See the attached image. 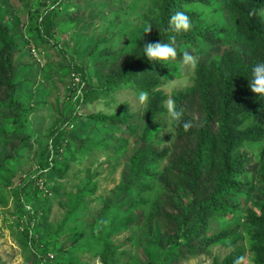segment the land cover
<instances>
[{
	"label": "rangeland",
	"instance_id": "rangeland-1",
	"mask_svg": "<svg viewBox=\"0 0 264 264\" xmlns=\"http://www.w3.org/2000/svg\"><path fill=\"white\" fill-rule=\"evenodd\" d=\"M151 2L0 0V22L17 45L12 57L13 87L10 92L0 90V104L9 100L15 106L0 108L1 151L9 156L0 168V264H103L105 238L115 249L113 264H165L167 231L175 229V221L166 213L178 214L174 206L178 204L186 210L194 202L198 184L186 167L167 172L164 181L155 175L168 167L177 143L184 149H193L196 143L186 145L191 141L183 142L167 115L160 116L150 144L164 157L154 162L149 175L139 178L131 158L143 144L146 125L140 91L123 85L103 96L88 94L87 99L83 89L102 84L101 71L130 59ZM215 3L201 8L204 20L196 25L221 27L223 42L190 52L196 59L205 53L206 61L218 63L230 48L248 57L253 47L236 31L227 0ZM4 48L0 38V54ZM74 72L85 82L83 88ZM196 83L195 67L181 62L180 75L165 79L161 88L168 100H173L174 90L192 89L185 117L189 124L201 127L205 113L193 93ZM119 111L131 116L124 125L91 118ZM20 114L19 133L30 136L24 144L14 125ZM210 122L215 133L218 125L214 119ZM83 139L89 141L88 148L79 152L76 143ZM262 147L261 142L246 140L240 149L245 169L234 180L243 185L229 200L236 207L227 216L211 215L206 233L219 237L195 252H180L169 264H224L237 250L241 251L237 264H257L255 247L264 248V239L256 237L258 232L264 234V227L253 223L254 216L264 219ZM222 150L209 172L202 171L204 194L214 188L220 174ZM55 158L70 160L63 177L53 167Z\"/></svg>",
	"mask_w": 264,
	"mask_h": 264
},
{
	"label": "trees",
	"instance_id": "trees-1",
	"mask_svg": "<svg viewBox=\"0 0 264 264\" xmlns=\"http://www.w3.org/2000/svg\"><path fill=\"white\" fill-rule=\"evenodd\" d=\"M227 5L233 16L236 31L248 39L253 51L246 57L237 48L226 49L223 52L222 63H218L217 60L206 61L205 53L197 57L195 65L197 86L193 93L199 97L202 107L204 106L205 118L201 127L190 124L187 130L183 128V123L187 122L185 103L191 98L192 89L189 91L174 90L170 96L177 109L183 112L181 123L174 124L178 136L182 138L183 142L184 139L191 141L185 142L186 145L191 143H196V145L193 149H184L180 142L177 143L176 150L171 154L172 159L168 167L155 176L164 181L167 172L176 169L180 171L186 167L193 172V179L198 187H195L194 202L188 205L186 210L178 204L174 205L176 208L178 207V214L166 213L167 218L175 221V229L171 233L167 231L169 245L164 254L165 264H169L180 252H195L208 246L219 237L206 235L209 221L211 215L227 216L236 207V204L230 203L229 200L234 193L241 191L243 185L242 182L235 181L234 178L245 169L246 158L241 154L240 149L246 140L263 144L260 151L259 172L264 181V100H258L256 94L248 87L252 67L257 62L264 61V0H227ZM212 6H217L215 0H152L144 17L143 33L139 40L136 39V44L131 49L130 59H124L117 64L115 69L110 68L105 71L107 72L106 76L105 72L101 71L100 78L105 79L102 84L90 89L88 86L83 88L85 89L84 97L87 99L88 94L92 97L103 96L106 93L116 92L123 85L140 92L147 91L150 94V102L144 113L146 125L141 136L143 144L131 158L132 168L139 178L149 175L154 162L164 157L162 152H158L150 144V139L154 134L153 130L158 127L156 121L160 116L166 115L165 105L169 96L161 88L163 81L174 75H180L183 52L187 51L192 55L190 52L192 50H199L210 45L215 46L223 42L221 27L214 24H205V27L196 25L204 20L201 8ZM178 11L185 12L190 18L192 27L187 32L176 33L168 29L170 17ZM148 28H151L150 31L145 33ZM173 37L178 55L171 65L160 66L150 63L142 56L144 43L169 42ZM0 38L5 46L0 54V90L10 92L14 83L12 57L17 45L8 28L2 22H0ZM222 65L225 67L223 68ZM70 89L75 93L77 87L72 84ZM8 101H1L0 108L3 104L7 107L14 106ZM21 115H17L14 121V125L18 129L17 134L21 131L19 124ZM130 117L125 111L110 115L98 113L91 116L95 122L109 125H124ZM212 119L218 125L215 133H212L210 129ZM18 135L23 144L29 142L30 136L27 134L19 133ZM87 142H89L87 139L77 142V151L86 150ZM219 148L223 149L221 170L218 172L220 174L217 175L214 188L212 190L210 188L209 192L204 194V190L201 189L204 182H200L203 176L202 171L209 172L212 162L216 161V153ZM211 153H214L213 158ZM8 157L2 155L0 144V168L5 165ZM69 161L54 159L53 167L61 177L69 171ZM206 176L207 179L211 177L209 174ZM253 223L260 228L264 227L262 217L254 216ZM227 234L228 232H225V235ZM256 237L264 239V234L258 232ZM104 246L101 254L102 263H115V249L108 238L104 239ZM255 249L258 252L257 264H264L263 246H256ZM240 255L241 251L237 250L225 260L224 264H237Z\"/></svg>",
	"mask_w": 264,
	"mask_h": 264
},
{
	"label": "clouds",
	"instance_id": "clouds-1",
	"mask_svg": "<svg viewBox=\"0 0 264 264\" xmlns=\"http://www.w3.org/2000/svg\"><path fill=\"white\" fill-rule=\"evenodd\" d=\"M192 25L189 16L183 12L178 11L173 14L168 22V29L172 32L181 33L187 32ZM151 28H148L147 32ZM175 38L173 37L169 42H146L144 43L143 57L150 63H155L160 66L171 65L177 58V48L175 46ZM182 63L184 66L195 67L197 60L189 52L182 53ZM248 80V79H247ZM248 87L256 94L258 100H264V61L257 62L251 69V78L248 80ZM138 101L142 107H146L150 102V94L147 91H141L138 94ZM167 119L174 124H179L182 121L183 112L178 110L173 100H168L166 105ZM190 127L188 122L183 123V128L187 130Z\"/></svg>",
	"mask_w": 264,
	"mask_h": 264
},
{
	"label": "built area",
	"instance_id": "built-area-1",
	"mask_svg": "<svg viewBox=\"0 0 264 264\" xmlns=\"http://www.w3.org/2000/svg\"><path fill=\"white\" fill-rule=\"evenodd\" d=\"M32 50H33V53H34L33 55H34V56H38L36 50H35L34 48H33ZM72 76L74 77L75 81L78 82V85L81 86V88H83L84 85H85V82H82V81H81V79H80L78 73H75V72H74V73L72 74ZM75 84H76V82H75Z\"/></svg>",
	"mask_w": 264,
	"mask_h": 264
}]
</instances>
